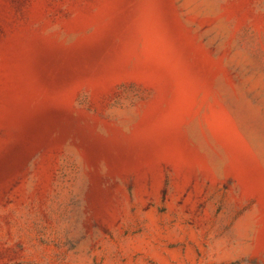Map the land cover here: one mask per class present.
Masks as SVG:
<instances>
[{
    "label": "rangeland",
    "instance_id": "1",
    "mask_svg": "<svg viewBox=\"0 0 264 264\" xmlns=\"http://www.w3.org/2000/svg\"><path fill=\"white\" fill-rule=\"evenodd\" d=\"M0 264H264V0H0Z\"/></svg>",
    "mask_w": 264,
    "mask_h": 264
}]
</instances>
